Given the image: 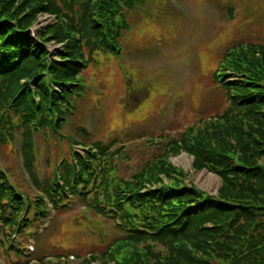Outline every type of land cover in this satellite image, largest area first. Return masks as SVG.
I'll list each match as a JSON object with an SVG mask.
<instances>
[{"label": "trees", "instance_id": "1", "mask_svg": "<svg viewBox=\"0 0 264 264\" xmlns=\"http://www.w3.org/2000/svg\"><path fill=\"white\" fill-rule=\"evenodd\" d=\"M155 1L0 0V148L14 156L19 140L21 165L37 191L12 183L9 169L0 163V252L21 260L11 264L47 258L34 247V258L25 259L27 250L15 238L29 235L49 210L61 212L74 199L121 231L108 245L119 249L115 264H264V168L251 158L264 161V124L247 135L238 122L227 124L236 134L233 141L224 127L201 132L189 127L171 142L169 151L184 150L196 167L220 177L217 197L175 183L166 154L123 179L113 173L108 144L80 145L69 136L66 140L84 152L72 147L61 153L52 177H39L37 140L64 137L76 100L84 94L81 70L95 53L116 52L130 27L129 15ZM41 12L54 15L55 23L39 29L34 39L27 29ZM50 41L61 44L55 59L45 46ZM230 56L246 66L240 71L234 64L227 67ZM257 60H264L263 44L234 47L220 60L215 77L227 89L230 104L264 114V89L252 87ZM158 174L172 182L151 187L148 183L159 182ZM154 243L169 253L154 254ZM41 245L38 240L37 249Z\"/></svg>", "mask_w": 264, "mask_h": 264}, {"label": "rangeland", "instance_id": "2", "mask_svg": "<svg viewBox=\"0 0 264 264\" xmlns=\"http://www.w3.org/2000/svg\"><path fill=\"white\" fill-rule=\"evenodd\" d=\"M54 23V15L41 12L27 32L35 39L39 29ZM129 25L119 38L116 52L95 53L81 70L84 94L76 100L75 111L62 131L64 137L47 135L37 140L39 177H52L51 170L62 160L61 153L72 147L78 154L84 152L66 140L69 136L80 145L108 144L113 173L123 179H130L166 154L175 183L217 197L220 177L196 167L193 156L184 150L173 152L169 148L189 127L197 132L224 127L233 141L236 134L227 124L238 122L246 135L264 124L261 112L230 104L227 89L215 77L220 60L230 49L248 43L264 45V0H158L132 12ZM45 46L53 59L61 51V44L54 41ZM231 64L236 71L246 66L244 60L232 56L224 65ZM255 64L259 66L252 87L264 89V60ZM18 145L17 139L14 156L7 147H1L0 163L9 169L12 183L37 193L21 165ZM251 158L264 168V161L257 163L258 158ZM157 177L158 183H148L151 187L172 182L163 174ZM110 221L74 199L61 212L50 210L42 221L33 224V232L15 241L26 248L25 259L48 255L39 263L30 259L31 264H115L119 249L110 250L108 245L122 233ZM38 240L42 242L40 250ZM151 247L154 254L169 253L159 244ZM15 261L21 260L5 258L0 252V264Z\"/></svg>", "mask_w": 264, "mask_h": 264}]
</instances>
